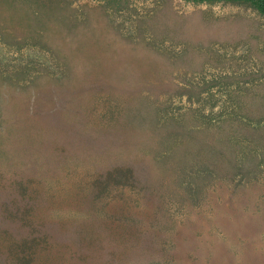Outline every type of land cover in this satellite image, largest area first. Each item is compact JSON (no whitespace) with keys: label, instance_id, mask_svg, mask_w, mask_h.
I'll return each mask as SVG.
<instances>
[{"label":"rangeland","instance_id":"374dc122","mask_svg":"<svg viewBox=\"0 0 264 264\" xmlns=\"http://www.w3.org/2000/svg\"><path fill=\"white\" fill-rule=\"evenodd\" d=\"M0 264H264V14L0 0Z\"/></svg>","mask_w":264,"mask_h":264},{"label":"trees","instance_id":"16d2710c","mask_svg":"<svg viewBox=\"0 0 264 264\" xmlns=\"http://www.w3.org/2000/svg\"><path fill=\"white\" fill-rule=\"evenodd\" d=\"M192 1H232V2H245V3H249L252 6H254L256 9L259 10V12H261L262 14H264V0H192ZM114 174H117L119 176V172L117 171L116 173H111L110 174V178H112L114 176ZM26 218V216H24V219ZM48 230H44V232H46ZM50 233V232H49ZM49 233L46 232V234H44L43 236L46 235L50 236Z\"/></svg>","mask_w":264,"mask_h":264}]
</instances>
